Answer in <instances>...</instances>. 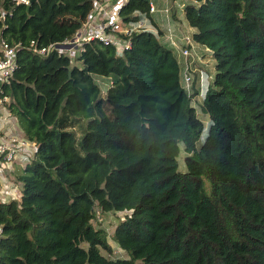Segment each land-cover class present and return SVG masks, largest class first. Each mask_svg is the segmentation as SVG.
I'll use <instances>...</instances> for the list:
<instances>
[{
    "label": "trees",
    "instance_id": "obj_1",
    "mask_svg": "<svg viewBox=\"0 0 264 264\" xmlns=\"http://www.w3.org/2000/svg\"><path fill=\"white\" fill-rule=\"evenodd\" d=\"M29 1L0 0L7 40L22 43L0 97L37 143L16 175L20 197L0 201V264H264V0L185 6L192 40L216 60L204 138L196 83L189 94L151 0L119 14L156 32H133L123 54L85 41L74 65L36 49L74 38L110 0ZM95 74L113 80L106 97ZM99 210L125 213L112 237L128 257H110Z\"/></svg>",
    "mask_w": 264,
    "mask_h": 264
},
{
    "label": "built area",
    "instance_id": "obj_2",
    "mask_svg": "<svg viewBox=\"0 0 264 264\" xmlns=\"http://www.w3.org/2000/svg\"><path fill=\"white\" fill-rule=\"evenodd\" d=\"M16 4H30L29 0H14ZM174 0L173 5L168 0H151L150 13L152 17L165 19L166 28L164 37L168 40L170 47L179 56V62L183 67H189L190 62L197 56L191 38L183 33L180 22L173 18V8L179 17L184 16L187 3H179ZM113 2V1H112ZM125 3L123 0L97 2L89 18L84 22L82 29L77 35L61 43H54L49 47L37 48L39 53L45 54L50 50L72 51L83 50V43L89 40H98L103 44H112L118 54H123L132 46L130 36L133 32L154 31L155 26L149 18L143 17L138 21L125 23L119 14L120 7ZM12 15L11 11L1 10L0 14V84L8 82L17 70V50L22 43L12 45L6 38L4 30L8 28L7 18ZM177 24V25H176ZM178 28V29H177ZM34 43V42H33ZM62 45L67 46L61 48ZM182 61V63H181ZM187 79V78H186ZM183 80L185 89L191 94L190 79ZM3 92V91H2ZM8 96L0 97V119L7 123V128L0 130V168H8L18 161H23L24 166L35 158L37 153V143L27 138L18 128L14 116L8 111ZM2 171L0 170V177ZM14 182L0 178V201L5 202L15 198L13 190ZM3 228L0 225V236Z\"/></svg>",
    "mask_w": 264,
    "mask_h": 264
},
{
    "label": "rangeland",
    "instance_id": "obj_3",
    "mask_svg": "<svg viewBox=\"0 0 264 264\" xmlns=\"http://www.w3.org/2000/svg\"><path fill=\"white\" fill-rule=\"evenodd\" d=\"M112 1L115 2L114 0H112ZM112 1H110V2L113 3ZM123 1L126 2V0H123ZM173 2H174V0H168V3H170L172 5H173ZM189 2L191 3L192 0H178L176 2V5L179 3H187L188 4ZM172 10H173V18H174V14L176 15L177 13L175 12L174 8ZM182 17H183V22L181 21L182 24H180L182 26L181 30L183 31V33H185L186 35H188L191 38L190 41L193 42V45H194V49H192V50L197 55L195 57V59H193L190 62L189 67H187V66L183 67V70L181 71L182 72V78H183V80H185L186 78L190 79L189 83H190V87H191V92H193V89H192L193 88L192 87L193 81H195L196 87L199 91V93L193 98V105L197 108L198 116L205 123L206 128H205V131H204L203 137H202V138H204L205 134L208 131V127H209L211 121H210L209 115L203 112L202 105L204 102L206 90H207L209 84L213 81L214 75L216 73V69H215L216 60H215L214 56L211 55L212 53L209 49L202 47L200 44H198L192 40V35L196 31V29L193 27L190 28L189 24L184 20V16H182ZM182 17L178 16L179 19ZM160 39L166 45H169V42H168V40L165 39V37H161ZM174 52H175V54L177 53V51H174ZM57 53H58L59 57H62L64 60L69 59V64L74 65L76 63L77 64L79 63V62H77V57L79 55L78 50L59 51ZM176 56L179 59L178 54H176ZM181 63H182V61H181ZM94 77L102 88V95L104 97H106L109 89L113 86V80L109 77H105V76H101V75H97V74H95ZM0 128H2L3 130L7 128V123L3 122L2 119H0ZM18 128H19V126H18ZM201 143H202V141H200L198 143V145L200 146ZM185 156H186V154L184 152V145L181 144V154L179 156L180 170L186 169V164L184 161ZM24 167L25 166L23 164V161H18L17 164H13V165L9 166L8 168H3V169L0 168V170L2 171L0 178H2L3 180L14 182L15 189L13 190V194L15 195V198L20 197L21 187H22L21 182L16 179V175L21 173L23 171ZM124 215H125V213H121V212H119V213L101 212L99 210L98 211V217L95 220L96 226L105 229L108 233V240H109L110 244L113 246V253L110 255V257L113 259L128 257L127 251L123 250L114 241V239L112 237L113 230H114L116 224L124 217Z\"/></svg>",
    "mask_w": 264,
    "mask_h": 264
},
{
    "label": "crops",
    "instance_id": "obj_4",
    "mask_svg": "<svg viewBox=\"0 0 264 264\" xmlns=\"http://www.w3.org/2000/svg\"><path fill=\"white\" fill-rule=\"evenodd\" d=\"M110 1H112V0H110ZM116 1V0H115ZM163 2H164V0H162ZM166 1V0H165ZM177 15V14H176ZM153 18L156 20V22H157V24L159 25V28L162 30V31H164L165 32V28H166V21H165V19H161L160 17H158V18H155L154 16H153ZM181 19V20H180ZM178 18V16H177V18H175V20H178L179 22H180V24H182V22H183V17L182 18ZM182 21V22H181ZM177 25V24H176ZM181 26V25H180ZM182 27V26H181ZM191 28V27H190ZM178 29V28H177ZM184 29V28H183ZM185 31V30H184ZM4 124V123H3ZM0 130H3L2 128H0Z\"/></svg>",
    "mask_w": 264,
    "mask_h": 264
},
{
    "label": "clouds",
    "instance_id": "obj_5",
    "mask_svg": "<svg viewBox=\"0 0 264 264\" xmlns=\"http://www.w3.org/2000/svg\"><path fill=\"white\" fill-rule=\"evenodd\" d=\"M202 47H204V48H207V47H205V46H203V45H201ZM208 49V48H207ZM210 50V49H209ZM211 51V50H210ZM211 53H212V51H211ZM212 55V54H211Z\"/></svg>",
    "mask_w": 264,
    "mask_h": 264
},
{
    "label": "water",
    "instance_id": "obj_6",
    "mask_svg": "<svg viewBox=\"0 0 264 264\" xmlns=\"http://www.w3.org/2000/svg\"><path fill=\"white\" fill-rule=\"evenodd\" d=\"M66 47H67V46H65V45H62V46H61V48H66Z\"/></svg>",
    "mask_w": 264,
    "mask_h": 264
}]
</instances>
